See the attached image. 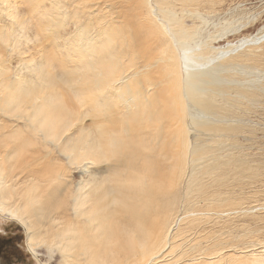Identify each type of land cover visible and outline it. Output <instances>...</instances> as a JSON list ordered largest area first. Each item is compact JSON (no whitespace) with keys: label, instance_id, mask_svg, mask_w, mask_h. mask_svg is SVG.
I'll return each instance as SVG.
<instances>
[{"label":"bare ground","instance_id":"obj_1","mask_svg":"<svg viewBox=\"0 0 264 264\" xmlns=\"http://www.w3.org/2000/svg\"><path fill=\"white\" fill-rule=\"evenodd\" d=\"M30 1L45 35L21 0H0V218L22 226L31 255L43 245L56 264H264V250L232 249L225 223L257 210L243 188L264 180V158L224 145L245 127L228 119L260 94L262 59L235 50L264 33L214 48L171 0H153L156 11L150 0ZM179 1L202 21L198 7L223 0ZM184 185L214 220L203 234L200 206L177 213Z\"/></svg>","mask_w":264,"mask_h":264},{"label":"rangeland","instance_id":"obj_2","mask_svg":"<svg viewBox=\"0 0 264 264\" xmlns=\"http://www.w3.org/2000/svg\"><path fill=\"white\" fill-rule=\"evenodd\" d=\"M178 1L173 0V2H172V0H171L170 1L171 3H169L171 11L174 14V17L176 16L175 18L177 19V17L179 16V18H182L181 20L182 21L184 20L183 22H185V24H187V25L189 24L191 26L192 25L199 26L200 30H202V32L204 34V37H206L207 44L212 46V47H214V48H222V47L226 48V46L228 47L229 45H230L229 47H233V46L237 45L240 40L248 38L247 36L251 37L253 34H255L257 32V30H261L260 33H264V20H263L264 19V0H223L221 3L216 5L217 8L215 6V8H213L211 10H209V9H207L205 7L204 8L198 7V10L201 12V14L204 15V19L202 21H200L199 18L194 13L195 9H192V8H194L193 4H191V5L190 4H183V3L181 4L180 1H179V3H178ZM46 2H47V0H46ZM63 2H64V0H63ZM29 3L31 4V3H33V1L29 2V0L28 1L27 0H21V2H20V4H21L20 5L21 15L23 16L25 13L28 14V12H30L28 16L29 17L31 16L30 18H32V16H33L34 17L33 19H30L29 17H26L27 15L25 14L26 15L25 18L29 19V21H28L29 25H32V24L35 25L37 23L35 25L36 28L33 25L31 26V28H32L31 30L33 32H37V36H38V34H39V36L40 35L42 36L43 33L45 35V31H46V30H44L45 26H43V29L41 28L42 23L44 21L42 22V19H41V17H39L40 15L38 13L35 12V14H34V11L32 10V8H30L31 6H33V4H31V6H30ZM150 3L155 8V5H153V0H150ZM181 5L183 6V8H182ZM29 8L31 9L32 12L29 10ZM184 10H186V12ZM155 11H156V8H155ZM181 11L185 12L187 15L185 13L181 12ZM189 13L191 15H189ZM153 16L158 17V14L156 13ZM35 17H36V19H35ZM233 19H234V21H233ZM30 20H34V23L32 21H30ZM35 20H36V23H35ZM30 23H32V24H30ZM228 24L232 28V30H231V28L228 27V30H230V31H227V28H226V26H228ZM235 24H236V27H235ZM38 25L40 27L39 29H41L40 33H38L39 32V29L37 28ZM33 27H34L35 31L33 30ZM24 29H26V25H24ZM220 33H223V34L221 35ZM210 34L212 36L214 34V37H210L211 36ZM46 36H48V35H46ZM46 36H44L42 38H46L47 39ZM167 36L169 37V34H167ZM216 38H217V40H215ZM210 39H212V40H210ZM212 41H215L216 44L214 42L212 43ZM236 41H238V42H236ZM260 41H261V43H260ZM260 41H258L259 42L258 44H257V42L256 43H252L251 42L250 44L252 46H250L249 43H246V44H244L243 47L237 48L235 50V52L238 53V52H241V51H244V50L245 51L246 50H248V51L252 50L251 52L255 51L253 53L258 54L259 58L263 60L264 59V54H263V52H264V43H263L264 39L260 40ZM50 47L51 46H49V49L52 48V47L51 48ZM258 47H259V49H258ZM53 48H55V47H53ZM59 58H62V55L61 56L58 55V59ZM262 60H260V66H259L260 69H258V71L260 73L259 76H258V88H257L259 90L258 93H260L259 94V100H258L257 104H252L251 106L249 105L248 106L249 109L245 108V110L243 111L241 108H239L241 110L238 109V111H239L238 114L235 117H232L234 120L232 118H231L232 121L230 119H228L229 123L231 122L232 124H235V125L237 124L236 126H241V127L245 126V127H243V129H241L242 132H241V130H239L240 134L238 133V135H236V133L238 131L234 132L230 136V140H229L228 143H227V141L224 142V145L228 147L229 150L227 148L226 149L229 152L234 150L233 153L235 152V154L237 153L239 155L241 153V156H245V157H247V158H249L251 160L252 159H257L260 156H261V158H264V77H263L264 76V72H263L264 71V61L262 62ZM220 99H221V101H220ZM225 99L226 98H224V97H217L216 101H217L218 104H221V102L222 103L226 102ZM226 107H228V106H226ZM251 107H253V108H251ZM247 109H248L249 112L247 111ZM242 112H243V116H242V114H240ZM240 118L241 119L243 118L242 120H244L245 118L246 119L244 121H242V120H240ZM235 119H238V120L236 121ZM238 121H240V122H238ZM242 133L245 136L242 135ZM248 136H250V137H248ZM234 139H236L238 141L237 142L238 145L236 147L231 145L233 143ZM199 143H201V140H199ZM240 144H243V145H240ZM238 146L241 147V148L239 149ZM236 151H238V152H236ZM246 151H248V152H246ZM257 152H258V154H257ZM192 168H193V165L189 161L188 164H187V169H186L187 170V173H186V176H185L186 181L191 179L190 172H191ZM261 179L258 178L255 181H253V183L247 184L246 186H244L245 187V188H243L244 190L242 188L239 189V190H243V192L246 193L247 195H249L250 193L253 194L255 192L254 193L255 195L252 198L253 201L252 202L247 201L246 203H243V204L246 206V205H249V203H251V204L252 203H257V201L259 200L260 202L258 201V203H257L258 205H256V207L254 208V209L257 208L258 211L254 210V211H256V212H254L253 209H251L250 211H246L245 212L244 210L241 211V209L240 210L237 209L238 211H240V212H238L236 209H233L232 210V214L233 215L230 214L229 217L226 220V221L229 220V223H227L225 221V223L229 226L228 236L230 237V240H229L228 244L232 247V249H235V250H239V248H243V249L244 248L245 249H257L260 252L262 250H264V221H263L264 220V211H262V210H264V203H263L264 202V200H263L264 196L262 197V195H264V180L263 179L261 180ZM184 187H185V185L182 186V188H181V195L182 196H180V200L178 201V212L177 213L180 214V211L181 212L183 211V207L184 206L188 210H193V211L195 210L193 214L198 213V211H200V212L204 211L202 214H200V213L199 214H200V216L202 215V217L203 218L205 217V218L202 221H200V223H198V225L195 228H193V231H199L201 234H203L204 232H206L207 227L209 225L213 224L214 220L210 217L211 215L206 213V210H204L205 206L201 207L203 205L202 204L203 203L202 200H204V199H200V197L198 198V195L197 196H196V194L192 195L191 193L188 194V196L190 195L189 197H191L192 200L193 199H195V200H193V202L191 200V202H190L189 201L191 199L190 198V199H187L188 202H185L186 198H184L185 195H183ZM253 190H255V191H253ZM257 193H258V195H256ZM193 196H194V198H193ZM254 197H255V199H254ZM259 197H260V199H259ZM196 200L198 201L199 204L197 202H195ZM200 200L202 201V203L200 202ZM191 203H193V204H191ZM199 206L202 208V211L200 210L201 208H198L199 210L196 209ZM235 211H237V212H235ZM213 212H215V211L213 210ZM213 212H212V214H213ZM242 212H245L246 214L242 213ZM238 213H241V214H238ZM3 216L4 217L0 218V236L3 237L2 235H4L5 237H3L2 239L4 240V238H5L6 240H8L10 242V245L12 244L11 245L12 247L17 249L15 251H13L15 256H16V259H11L9 262H11L13 264H41V263L56 264V259H57L56 255L53 254L52 259L49 258L46 255L45 247L43 245H38V247H37V252L39 253V256H38V258L36 260L31 255V253L29 252V250L27 248L26 239H25V233H24V231L22 229V226H20L14 220H10V218L8 216H6V215H3ZM214 216L217 219V215L214 214ZM231 216L232 217L236 216L237 218L235 217L236 218L235 219V218H232ZM262 216H263V219H262ZM243 224L245 226H247V227L243 226ZM260 224H262V226ZM246 231H248V232H246ZM181 241H183V240L181 239ZM180 250H184L185 253H191V254L192 253H196V252H198V254H199V252H200V250H196L195 248L187 247L186 242H184L183 247Z\"/></svg>","mask_w":264,"mask_h":264},{"label":"flooded vegetation","instance_id":"obj_3","mask_svg":"<svg viewBox=\"0 0 264 264\" xmlns=\"http://www.w3.org/2000/svg\"><path fill=\"white\" fill-rule=\"evenodd\" d=\"M5 237L4 235H2ZM0 236V264H13L9 262L11 259H16L13 251L17 250L10 245V242Z\"/></svg>","mask_w":264,"mask_h":264}]
</instances>
